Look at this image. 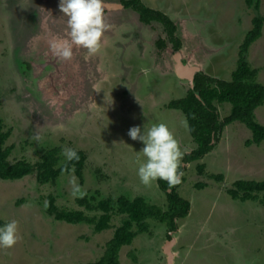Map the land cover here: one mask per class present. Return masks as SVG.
Masks as SVG:
<instances>
[{"label": "rangeland", "instance_id": "1", "mask_svg": "<svg viewBox=\"0 0 264 264\" xmlns=\"http://www.w3.org/2000/svg\"><path fill=\"white\" fill-rule=\"evenodd\" d=\"M141 1L180 24L181 50L167 43L163 26H147L134 11L103 6L108 28L101 47L95 54L75 48L76 70L55 76L65 80L64 88L71 91L58 102L41 100L32 72L22 74L17 66L36 61L30 58L32 39L45 32V21L55 38H68V17L59 11L60 0H0V118L11 132L6 143L13 148L9 161L35 164L48 150L59 147V168L68 161L64 148L86 155L83 183L73 170L55 184H40L36 174L18 181L0 179V222L18 221L20 236L12 248L0 249V264L96 262L126 218L114 215L112 228L97 233L93 226L50 217V197L61 210L86 211L77 201L87 195L98 200L124 195L142 197L166 211L167 197L158 180L145 185L137 175L146 159L140 152L143 143L127 135L131 127L146 131L157 123L169 127L186 153L180 161L185 170L177 191L190 202L191 210L186 219L177 221L179 229L173 233L166 224L149 220V231L122 248L120 264H264V206L259 201L233 200L227 193L238 180H264V143L247 145L251 131L234 122L220 132L215 149L202 161L187 163L184 156L196 145L185 116L167 108L192 87L176 71L178 53L184 66L200 68L197 73L231 81L253 19L264 18V0L259 12L247 7L245 0ZM102 3L122 5L121 0ZM161 40L167 43L164 49L158 46ZM47 46L41 44V48ZM246 61L258 71L257 82L264 85V26ZM217 108L222 121L230 115L231 105ZM256 120L264 126V105L256 111ZM200 164H205L203 174ZM73 180L78 192L73 191Z\"/></svg>", "mask_w": 264, "mask_h": 264}, {"label": "trees", "instance_id": "2", "mask_svg": "<svg viewBox=\"0 0 264 264\" xmlns=\"http://www.w3.org/2000/svg\"><path fill=\"white\" fill-rule=\"evenodd\" d=\"M262 0H245L246 6L259 12ZM126 9H132L139 16V21L145 25L158 22L173 43L174 48H181V41L175 38L178 27L164 13L153 10L143 4L141 0H121ZM252 29L246 34L240 46L239 59L236 70L232 73L231 81L215 80L205 74L195 76L194 89L181 99L173 100L167 108L180 111L186 118L189 133L193 139L195 150L184 156V161H202L211 153L221 131L234 122L245 125L252 133V139L247 145L261 146L264 143V126L256 120V111L264 105V85L257 82L258 71L251 68L246 61V54L250 47L262 37L264 18L255 17ZM159 48L166 47L164 40L159 41ZM200 96V99L198 98ZM231 105L230 115L223 121L217 105ZM11 132L6 130L4 121L0 118V179L5 181H18L27 176L36 174L37 181L42 184H55L62 174L73 170L80 182L83 183V171L86 155L83 151L77 152L78 159H73L60 164L61 148L55 147L48 150L40 162L31 164L25 160L10 162L13 151L11 146H6ZM199 173L203 174L205 164L198 166ZM181 165L179 171L184 172ZM221 182L222 176H212ZM158 185L167 197V210L154 205H149L144 198H127L124 195L117 200L106 198L98 200L97 196H83L77 203L87 209L61 210L55 205V199L49 198L47 214L56 221L71 225L87 224L94 227L97 233L112 228L111 221L114 215H124L122 225L116 228L113 238L107 243L104 255L96 262L87 264H120V252L123 247L131 246L138 235L149 231V220L166 224L169 233L179 229L178 220L188 217L191 210L189 201L181 198L176 185L169 189L167 182L158 180ZM198 187H205L199 185ZM233 189L227 193L233 200L240 202L259 201L264 206V180H238ZM99 194V192H97ZM89 212V214H88ZM4 223L0 222V226ZM136 229V230H135ZM170 237V236H169Z\"/></svg>", "mask_w": 264, "mask_h": 264}, {"label": "clouds", "instance_id": "3", "mask_svg": "<svg viewBox=\"0 0 264 264\" xmlns=\"http://www.w3.org/2000/svg\"><path fill=\"white\" fill-rule=\"evenodd\" d=\"M59 11L68 17V38L51 40L49 47L52 54L64 61H70L74 46L86 49L89 54L97 53L101 47L103 33L108 28L102 0H60ZM127 135L131 140L140 141L144 145L140 152L146 159L140 163L137 170L143 184L163 180L171 189L182 182L184 173L179 171L180 161L186 153L181 151L178 141L165 123L154 124L146 131L134 126L129 129ZM35 139L39 140V137ZM62 151L68 161L79 158L75 149L64 148ZM70 183L73 185V191L78 192L79 187L75 181ZM19 239L18 221L10 220L0 226V249L12 248Z\"/></svg>", "mask_w": 264, "mask_h": 264}, {"label": "water", "instance_id": "4", "mask_svg": "<svg viewBox=\"0 0 264 264\" xmlns=\"http://www.w3.org/2000/svg\"><path fill=\"white\" fill-rule=\"evenodd\" d=\"M102 6H104V8H107L108 10L122 8V6H116L115 4L102 3ZM45 23L46 21L44 22L43 26L45 32L32 39L34 44L32 43L33 45L31 46V51L33 52L30 58L36 57V61L32 62L33 71L31 78L33 81L36 82L37 91L40 92L39 97L41 100L47 101L54 99L55 101L63 102L70 96L71 91H68L64 88L65 80H63L61 77L56 79L55 76H57L58 74H64L69 71L71 72L73 69L76 70V67L73 64L72 59L70 61H64L52 54L49 44L50 41L53 40L55 37L50 31H48V27ZM43 43H48V46L46 48L47 50L45 51L41 49V44ZM75 48H77V46H74L73 48V56L75 53ZM182 57V53L177 54L178 64L176 66V71L179 76H181L179 70L185 72V76L183 75L182 77H187L191 81L192 86L194 87V76L195 74H197V72H200V68L197 66H184L180 62L182 61ZM185 68H187L188 70L187 73L185 71ZM198 98L200 99V96H198Z\"/></svg>", "mask_w": 264, "mask_h": 264}, {"label": "flooded vegetation", "instance_id": "5", "mask_svg": "<svg viewBox=\"0 0 264 264\" xmlns=\"http://www.w3.org/2000/svg\"><path fill=\"white\" fill-rule=\"evenodd\" d=\"M122 6V8L125 10V11H127V10H131V11H133L132 9H126V8H124L123 7V5H121ZM157 11V10H156ZM160 12H162V11H160ZM136 13V12H135ZM162 13H164V12H162ZM165 14V13H164ZM166 15V14H165ZM169 17V16H168ZM138 18H139V16H138ZM170 19H171V17H169ZM172 20V19H171ZM173 22H174V20H172ZM140 22V21H139ZM141 23V22H140ZM175 23V22H174ZM141 24H143V23H141ZM153 24H159V25H161V26H163L162 24H160V23H158V22H152L151 24H149V26L150 25H153ZM145 25V24H144ZM175 25L178 27V31L175 33V38L176 39H179L180 41H181V48H182V40L180 39V36H179V38H178V34H179V25H177L176 23H175ZM148 26V25H147ZM181 27V26H180ZM163 30H164V27H163ZM164 32H165V30H164ZM166 33V32H165ZM37 34H35L34 36H33V38L36 36ZM168 37V36H167ZM167 43H170V44H172V47H173V50H175V51H179V50H181V48L179 49V50H177L176 48H174V45H173V43L169 40V37H168V42ZM167 43H166V47H167ZM26 46V40L24 41V43H23V47H25ZM166 47H164V48H166ZM163 48V49H164ZM33 68V65L27 60V63H21V62H19L18 63V66H17V69L18 70H20L21 72H22V74H26L27 72L29 73V75H31V72H32V69ZM202 74V73H201ZM204 74V73H203ZM197 75H200V73H197V74H195V76H197ZM195 76H194V80H195ZM30 77V76H29ZM191 89H194V87L192 86L189 90H191Z\"/></svg>", "mask_w": 264, "mask_h": 264}, {"label": "bare ground", "instance_id": "6", "mask_svg": "<svg viewBox=\"0 0 264 264\" xmlns=\"http://www.w3.org/2000/svg\"><path fill=\"white\" fill-rule=\"evenodd\" d=\"M41 49H42L43 51L47 50L46 48H41ZM36 50H37V49H36ZM185 71H186V73H187L188 70L185 69ZM179 73H180L181 76H183V75L185 76V74H184L185 72H182V70H179Z\"/></svg>", "mask_w": 264, "mask_h": 264}, {"label": "crops", "instance_id": "7", "mask_svg": "<svg viewBox=\"0 0 264 264\" xmlns=\"http://www.w3.org/2000/svg\"><path fill=\"white\" fill-rule=\"evenodd\" d=\"M185 74V73H184Z\"/></svg>", "mask_w": 264, "mask_h": 264}]
</instances>
